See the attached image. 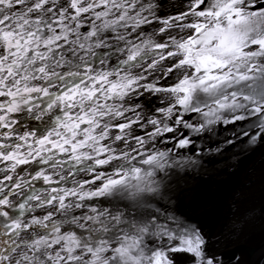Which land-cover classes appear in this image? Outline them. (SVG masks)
Here are the masks:
<instances>
[{
	"label": "snow or ice",
	"instance_id": "snow-or-ice-1",
	"mask_svg": "<svg viewBox=\"0 0 264 264\" xmlns=\"http://www.w3.org/2000/svg\"><path fill=\"white\" fill-rule=\"evenodd\" d=\"M257 150L264 0H0V264H252L190 180Z\"/></svg>",
	"mask_w": 264,
	"mask_h": 264
},
{
	"label": "bare ground",
	"instance_id": "bare-ground-1",
	"mask_svg": "<svg viewBox=\"0 0 264 264\" xmlns=\"http://www.w3.org/2000/svg\"><path fill=\"white\" fill-rule=\"evenodd\" d=\"M219 163L229 164L231 169L237 168L241 175L237 179L233 170L226 172L217 163V173L212 176L198 175L190 180L200 193L197 217L204 220V229L214 236L213 241H219L222 246L231 241L233 246L247 242L248 245L259 247L264 241V150ZM221 179L222 193L225 195L230 191L225 209L222 202L216 204L220 190L217 186L212 188L214 181ZM211 194L213 202L205 206ZM240 253L253 262L255 253L250 250H242Z\"/></svg>",
	"mask_w": 264,
	"mask_h": 264
},
{
	"label": "water",
	"instance_id": "water-1",
	"mask_svg": "<svg viewBox=\"0 0 264 264\" xmlns=\"http://www.w3.org/2000/svg\"><path fill=\"white\" fill-rule=\"evenodd\" d=\"M218 164H220L219 162H218ZM220 166H221V168L224 170V171H228V172H230V171H234V173L233 174H235V177L238 179L239 177H240V175H241V173H239V171H237V168H230L229 167V164H224V165H221L220 164ZM219 167V166H218ZM222 184H223V180L221 179V180H217V181H214V185H212V188H214L215 186H217L218 187V190H220V193H219V196H218V200H217V203L216 204H218L219 202L221 203H223V205H224V209H225V205L227 204L226 203V201H227V199H228V197H229V195H230V191H228L225 195H224V192L222 193V188H221V186H222ZM239 185H241V183L239 184ZM238 185V186H239ZM232 189V188H231ZM218 194V193H217ZM217 194H215L216 196H217ZM213 197H212V194H211V196L209 197V200L207 201V203H206V205L205 206H207V204H209L210 202H213ZM214 202H216V199H215V201ZM221 207H223V206H221ZM197 215H199L198 213H197ZM197 219L199 220V222L202 224V226L204 227V225L203 224H205V222H204V220H202V219H200V218H198L197 217ZM211 237H214V236H212V235H210ZM263 243H264V241H263ZM262 243V245H260L259 247H253V246H251V245H248V243L246 242V243H241V244H238V245H236V246H233V248H234V250H236L238 253H240L242 250H250L251 251V253H255L254 255H255V257H254V260H253V262H252V264H264V261H262L261 260V256H262V254H264V244ZM252 254V255H253Z\"/></svg>",
	"mask_w": 264,
	"mask_h": 264
},
{
	"label": "rangeland",
	"instance_id": "rangeland-1",
	"mask_svg": "<svg viewBox=\"0 0 264 264\" xmlns=\"http://www.w3.org/2000/svg\"><path fill=\"white\" fill-rule=\"evenodd\" d=\"M238 204H239V202H238Z\"/></svg>",
	"mask_w": 264,
	"mask_h": 264
}]
</instances>
